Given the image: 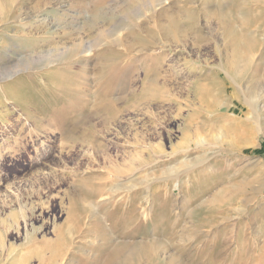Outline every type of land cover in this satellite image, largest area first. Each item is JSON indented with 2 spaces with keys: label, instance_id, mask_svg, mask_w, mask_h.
<instances>
[{
  "label": "rangeland",
  "instance_id": "obj_1",
  "mask_svg": "<svg viewBox=\"0 0 264 264\" xmlns=\"http://www.w3.org/2000/svg\"><path fill=\"white\" fill-rule=\"evenodd\" d=\"M48 1L40 28L34 27L35 0L26 1V23L0 22V233L12 224L0 235V264H26L28 253L31 264H40L36 252L51 253L44 242L56 239L71 205L85 223L68 251L69 264L101 262L105 255L96 253V240L120 238V233H108L110 207L99 201L115 185L135 198L149 194L153 218L165 227L177 224L171 236H164L156 220L139 217L142 226L129 241L157 234L171 244L166 252H173L181 236L183 264H264V108L256 123L242 112L250 89L264 93V0H161L153 11L166 7L177 17L166 29L149 21V12L133 17L130 28L125 0L101 4L102 16L113 13L120 21L116 28L110 21L93 24L92 6L98 0ZM218 9L228 10L229 28L254 35L255 46L241 54L252 69L235 79L221 65L228 59L229 64L233 47L227 46L231 30L211 12ZM13 34L27 40L54 35L41 42L44 50L73 43L84 48L48 69L4 77L3 68L26 53L17 50L24 42H13ZM69 62L72 68L60 69ZM34 70L38 76L30 81L27 76ZM26 80L34 94H18ZM34 96L48 106L61 99L63 107L73 109L72 121L61 126L49 108L32 103ZM213 97L226 105L217 111ZM248 157L259 161L255 176L243 168ZM246 175L252 181L257 177L252 188L245 185ZM226 186L241 189L230 204L221 205L237 218L215 213L208 219L202 208ZM87 187L100 195L76 204L75 196ZM19 209L25 217L13 223L12 213ZM97 218L108 222L102 226ZM197 229L201 232L194 234Z\"/></svg>",
  "mask_w": 264,
  "mask_h": 264
},
{
  "label": "bare ground",
  "instance_id": "obj_2",
  "mask_svg": "<svg viewBox=\"0 0 264 264\" xmlns=\"http://www.w3.org/2000/svg\"><path fill=\"white\" fill-rule=\"evenodd\" d=\"M26 1L27 0H18V1L16 0L17 3H16L15 9H14V7H12L14 0H4V2H0V22L1 21L4 22L5 20H7V18H9L10 21H15V19H17V21L20 23H23V22L26 23L25 20L23 19L24 18L23 15L27 11L25 9ZM105 1L106 0H98L99 3H96V4L93 3L92 11L95 14V20H94L93 24L95 25L96 23L102 22V20H103V22L104 21L105 22L110 21L111 25H109V24L108 25L111 28H116L120 25V21H115L116 19H113L115 14L111 13V14H109V16H106L104 14L105 16H102V14L104 12L102 13V11H101V9H103L102 8L103 6H101V4H104ZM160 1L161 0H145L144 2H142V0H141V2L139 3L138 0H125L124 4H123V6H124L123 12H125L126 14H128L131 17V19H129V21H128L129 26L131 25L130 28H132V29L134 28L132 25L133 21H134L133 17L140 15L142 12H146V13L149 12L150 13L148 16L149 21L152 20L153 22H156L157 27L160 29H166L168 26L175 25L176 21H177V17L175 15L171 14L169 12V9H167L166 7H163L162 9H160V11H157V12L153 11L154 5L157 3H160ZM89 3H92V2H89ZM48 4H49L48 0H41L40 4H39V2L37 3V1L35 0V5L33 6V9L35 12L33 14V17H34V20L38 19V21H36V24L34 27L40 28L39 27L40 26L39 21L43 22L45 20L44 11H45V7ZM48 6H50V4ZM88 6L90 7V5H88ZM115 7H119V5L116 4L115 6H113L111 8V11ZM120 8H122V7H120ZM213 11L216 12L217 18L221 22H224L226 24V31L228 32L231 30V32L229 34L228 42H227L228 47H233L230 62L228 64V60H229L228 59L224 63H222L221 65H222V68L225 71H227L229 76L232 79L233 78L235 79L236 77H238V76H240V75H242V74H244V73H246L252 69V67L250 65H248L246 62H244L243 58H241V54L245 49L249 50L255 46L254 35H251L250 33L243 35V33H241L238 29L232 30L231 28H229L228 23H227L228 22L227 15H230V14L228 13L227 9H226V11H222L221 9L211 10V12H213ZM99 12H101L100 16H99ZM152 12H155L156 14H152ZM11 15H13L14 18L11 17ZM41 18H44V19H41ZM190 20L195 21V18L190 16ZM111 21H114L113 24ZM32 23H34V22H32ZM44 29H45V26H44ZM54 31H55V29H54ZM37 32H38V30H37ZM43 32H44V30H43ZM48 32L46 33L45 36H47L49 34ZM63 33L66 34L65 32H63ZM38 34H40V33H38ZM69 34H71V33H69ZM165 34L166 33H163L164 37H165ZM36 35H37V33H36ZM50 35H49V38H51L52 36L54 37V35H52V36H50ZM27 36H28V34H27ZM34 36L35 35H33V37ZM33 37L28 39L29 40L28 41L27 39H25V35L17 37L15 34H13L12 36H10V39L15 43L16 42H19V43L24 42L23 43L24 45L18 44L19 47L17 50L25 51L26 53L22 56L20 55V57L17 59V61L16 62L14 61L15 63H13V65L3 68L4 77H10L11 78L13 75H16L18 72H20V71L23 72V70L26 71L27 69L33 70V69L47 68L50 65H53L54 62H56L58 59L61 60L64 57H66L67 55L72 56L74 53L79 52L84 48L83 44L73 43L71 46H68V47L65 46L64 49H55V50H53V49H46V50L39 49V47L44 43L42 41L48 42L49 38L47 37L48 38L47 39V38L42 37V39L39 40V39H37L38 36L34 37V38ZM41 42H42V44H41ZM13 45H15V44H13ZM0 49H1V47H0ZM16 56L17 55L15 53V57H13V58H16ZM69 64H70V62L68 64L64 63L60 67V69H65L68 67L70 68L71 64H70V66H69ZM71 68H72V66H71ZM50 70H52V69H50ZM37 76H38V74L34 70V72H29V75L27 77H29V79L31 81L30 77H37ZM0 78H2V76H0ZM26 83L29 86V88L25 87V89L23 90V86L26 85ZM21 85H23V86H20L18 94H30V93L34 92V90L31 89L33 87V84H30L28 80L24 81V84H21ZM30 89H31V91H30ZM254 89H255V87H254ZM252 90L250 89V92L248 93V95H247V93L245 95V92H244V95L246 97L245 102L247 103V105L245 106V109L242 110V112L244 114V116H243L244 119H250L254 123H256V122H258L259 112H261L264 108V103L260 104L264 100V93H263V90L259 91L257 93L252 92ZM240 91H242V90H240ZM253 91H255V90H253ZM213 100H214V97H213ZM32 103L40 104L42 107L44 106L45 108H49L48 110L50 111L52 119H54L55 122L57 121L58 123H60L61 126L66 125L65 123L72 121V119H73V117H72L73 116L72 115L73 109H70L68 107H63L61 105V103H62L61 99L56 98L54 100V102L51 103V105L49 104V106H48V104L44 105V102H42L41 99L36 98V96H34V100L32 101ZM213 103H214V105L216 104V110L217 111L220 110L222 105H226V103H219L216 100H214ZM229 105H230V103H229ZM48 110H47V112H48ZM45 111H46V109H45ZM240 133H241V131H240ZM262 134H264V129H263ZM259 135H261V134H259ZM244 162L245 163H244L243 168H245L247 175L255 176V171L259 165V161L257 159H252V158L248 157V158H246V161H244ZM247 175L245 177L246 182H247V183H245V185H248L252 188L253 187L252 183L258 181V180H256L257 177H252L255 180V181L254 180L252 181L251 178L247 177ZM174 186L175 187L177 186L176 183H174ZM226 187H228V186H226ZM225 188L221 187L217 192L212 194V196L207 201L208 203L206 205V208H202V212H204L206 214L205 217H208V219H210V220L213 219L214 216H212V215L215 213L219 214V216L223 217V218H231V219L237 218V215L229 214L228 211L223 212L221 205L230 204L229 201L231 199H234V197L237 196L238 192H241V189L233 187V186H229L227 190ZM116 190H117L116 185H115V188L114 187L108 188L107 194L108 193H111V194L109 196H107V194L103 195L101 198H99V201H102V202H103V200L106 201V204L110 207V209H108V211L106 213L107 219L111 221L109 223V228L107 230V231H109L108 233L113 234V235L115 232L118 234L120 233V238L119 239H116V238L111 239V237H109V238H104L103 241L96 240L97 242L100 243V249H98L96 253L100 254L101 252H103V255H105L102 258L101 262H99L98 264H178V262L183 264L184 262H182V260H181V258L183 256V254L181 252L182 241H180L181 243L179 242V240H181V236H177L178 238L175 239V241H176L175 245L176 246L174 245L175 250L173 252H166V251L170 250L169 248H170L171 244L167 243L164 239H162L160 241V238L158 239L157 234H156V236L152 237L151 239H149L147 241H129V239H127L128 236L135 235L139 231V229L141 228L142 225L138 224L139 222L137 221L139 217H142V219H146V220L149 218L151 220H156L157 223L162 227V232L164 234L161 233V235H164V236H165L166 232L170 233V236L172 235V233H174L176 223L174 222L170 226L165 227V223L159 217L157 219L153 218L152 212H151L152 208H153V203L150 202V197H149L150 195L149 194L146 193L145 195H141L142 197H139V198L136 197L135 198L133 196V194L130 192V190H123L121 192H118ZM207 190H209V188L206 187L201 192L204 193ZM99 195H100V191H98V190L92 189L90 187L82 188V190H80L78 192V194L75 196V200H76L75 203L79 205L81 202L95 199ZM226 213H227V215L225 216ZM69 214L70 215L68 216L67 220L60 227V232L57 235L56 239L46 240L44 242L45 246L47 247V245H48L50 247V249L52 250L51 253L49 252V255L47 257H44L42 251L36 252V256H34V257L37 259V261L40 264H60L64 258H68V261L66 259V262H68L67 264H69L71 262V260H73L72 256H69L72 254L69 253V255H68V251L71 250L72 248H74L71 245L75 243L74 241H75L76 236L82 234V232H83L82 225L85 223V221H83L84 217H83V214L81 212H74L73 205H71V209L69 210ZM117 214L119 215L118 217L120 219L115 221L113 218L114 217L113 215H117ZM12 215H13V218L15 220L13 223H17V220H16L17 218H20V217L24 218L25 217V215L23 214V211L21 209H19L18 211L15 210L12 213ZM97 219H98V222L100 221L99 223L102 226H105V223L108 222V220L105 221L103 218H97ZM174 220H176V219H174ZM131 224H132V226H131ZM11 226H12V224L4 225L3 230L1 231L0 235L4 236L6 234V232L9 231V228ZM176 226H177V224H176ZM87 229H88V231L91 230L89 226H87ZM198 232H201V231L197 229L194 234H196ZM194 234H193V236H194ZM195 236H198V235H195ZM195 236H194V238H195ZM169 238H167V239L169 240ZM91 242L95 243V241H91ZM87 253H89V252L85 251V254H87ZM30 254L31 253H28L27 258L24 259V262L26 264H31V260H29V259H30V257H33V255H30ZM94 255H96V254H94ZM98 256H100V255H97V257ZM97 257L95 259L98 260ZM35 260L33 262H35ZM84 263H85V261H84ZM93 264H97L95 260H93Z\"/></svg>",
  "mask_w": 264,
  "mask_h": 264
}]
</instances>
